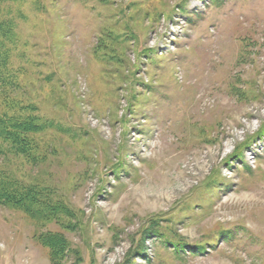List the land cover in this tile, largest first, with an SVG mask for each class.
<instances>
[{
    "label": "rangeland",
    "instance_id": "1",
    "mask_svg": "<svg viewBox=\"0 0 264 264\" xmlns=\"http://www.w3.org/2000/svg\"><path fill=\"white\" fill-rule=\"evenodd\" d=\"M0 8L11 96L55 127L46 162L11 170L74 213L0 206V264H54L50 233L59 264H264V0Z\"/></svg>",
    "mask_w": 264,
    "mask_h": 264
},
{
    "label": "trees",
    "instance_id": "2",
    "mask_svg": "<svg viewBox=\"0 0 264 264\" xmlns=\"http://www.w3.org/2000/svg\"><path fill=\"white\" fill-rule=\"evenodd\" d=\"M3 1L23 0H0ZM14 37L13 25L0 15V206L20 210L37 222H63L73 218L74 213L63 199L56 196L52 187L39 181H26L18 174V169L11 170L14 165L13 169L17 168L18 160L21 166L26 163L32 168L46 162L47 154H44L37 137L45 131L55 130L53 122L48 123L36 114L34 104H26L11 96L16 89L19 90L9 67V46ZM40 242L50 249L54 264H59L68 250L66 239L60 234L50 233ZM172 246L177 248L175 244Z\"/></svg>",
    "mask_w": 264,
    "mask_h": 264
}]
</instances>
